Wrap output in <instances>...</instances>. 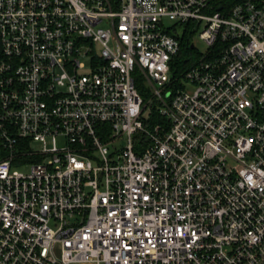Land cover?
Wrapping results in <instances>:
<instances>
[{"label":"built area","instance_id":"obj_1","mask_svg":"<svg viewBox=\"0 0 264 264\" xmlns=\"http://www.w3.org/2000/svg\"><path fill=\"white\" fill-rule=\"evenodd\" d=\"M218 3L0 0V264H264V0Z\"/></svg>","mask_w":264,"mask_h":264},{"label":"trees","instance_id":"obj_2","mask_svg":"<svg viewBox=\"0 0 264 264\" xmlns=\"http://www.w3.org/2000/svg\"><path fill=\"white\" fill-rule=\"evenodd\" d=\"M240 1L243 0H219L218 4L224 8L239 3ZM192 35L193 31H190V27L187 26L179 37L181 44V49L178 55L179 57L177 58L179 71H185L197 56L196 51L190 48ZM187 59L189 60V62H187Z\"/></svg>","mask_w":264,"mask_h":264},{"label":"rangeland","instance_id":"obj_3","mask_svg":"<svg viewBox=\"0 0 264 264\" xmlns=\"http://www.w3.org/2000/svg\"><path fill=\"white\" fill-rule=\"evenodd\" d=\"M166 23L168 25H171L172 23L166 21ZM195 40V45L196 47L199 49V50H203L204 49V45L199 41L197 40V38H194ZM85 72V71H84ZM136 88H138L139 90V93L141 95V97L144 99V100H147L149 98V90L148 88H146L145 86V82L143 81V79L137 77L136 79ZM33 147L34 149L38 150L40 148V146H38L37 144H33Z\"/></svg>","mask_w":264,"mask_h":264},{"label":"water","instance_id":"obj_4","mask_svg":"<svg viewBox=\"0 0 264 264\" xmlns=\"http://www.w3.org/2000/svg\"><path fill=\"white\" fill-rule=\"evenodd\" d=\"M218 10H221V8H217Z\"/></svg>","mask_w":264,"mask_h":264}]
</instances>
